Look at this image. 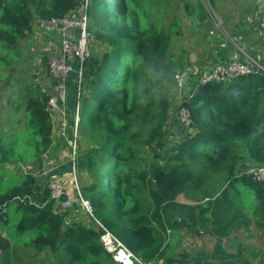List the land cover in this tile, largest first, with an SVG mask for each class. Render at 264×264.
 <instances>
[{"label": "trees", "instance_id": "16d2710c", "mask_svg": "<svg viewBox=\"0 0 264 264\" xmlns=\"http://www.w3.org/2000/svg\"><path fill=\"white\" fill-rule=\"evenodd\" d=\"M82 1L0 0V80L12 56L20 57L18 48L34 19L63 16ZM165 2L89 0V19L96 25L89 28L91 40L108 50L93 73L85 70L83 76L79 123L89 126L93 144L85 159L90 181L81 187L82 197L94 218L145 263L174 260L165 253L168 232L189 224L185 217L167 219L163 205L182 198L197 203L195 217L215 239L213 258L253 264L242 250L225 251L222 241L247 229L250 214L264 212V179L237 170L242 161L264 164V71L254 67L229 81L195 84L182 100L189 111L186 136L167 142L163 126L177 69L168 53L175 26L165 25ZM182 5L195 24L207 16L200 0H182ZM22 105L26 126L0 137V163L41 164L53 144L49 95L29 90ZM134 115L149 127L133 131ZM100 154L108 160L95 171ZM2 168L0 264H44L41 256L51 253L87 264H97L101 255L111 259L100 241L101 225L94 219L93 225L66 222L68 208L57 210L36 170L16 175Z\"/></svg>", "mask_w": 264, "mask_h": 264}, {"label": "rangeland", "instance_id": "374dc122", "mask_svg": "<svg viewBox=\"0 0 264 264\" xmlns=\"http://www.w3.org/2000/svg\"><path fill=\"white\" fill-rule=\"evenodd\" d=\"M200 1L207 16L198 24H195L193 15L186 13L182 0H166L164 5L166 8L165 25L168 22V26L171 24L175 26L171 33L168 53L172 55L177 69L176 76H181L183 79L182 85L178 86L175 83L169 93V119L163 126V129L167 130V135H165L167 142L179 141L186 136L188 124L181 121L179 110L186 93L198 84L204 65L232 58L248 63L251 62V58H257L261 65L264 64V30L258 29L256 21L257 13L260 14L264 9V0ZM36 19L33 20L31 31L21 40L18 48L20 57L16 59L12 56L5 68L6 76L0 80V137L10 132H19L26 126V114L22 103L27 91H34L37 88L41 92L44 90L50 95L49 97L55 92L48 73V59L57 53L54 52L57 41L51 37L52 32L45 33L37 30ZM91 22L90 20L89 28L93 30L96 25L92 26ZM88 45L91 55L85 62L84 72L86 70L87 73L88 71L93 73L102 54L108 50V46L96 39L91 40ZM83 76L80 87L77 84L76 75L75 77L69 76L66 87H64L65 106L59 113H51L53 144L42 154L41 164L38 160L24 162L12 159L0 163V172L4 169L2 167L8 168L16 175H21L23 171L36 170L34 173L38 176V182L41 185L48 184L51 180L60 179L65 182L70 180L74 189L73 193L82 195L81 187L88 185L90 181L85 159L93 144L88 137L89 126L79 123L81 99L86 89H83L85 79ZM138 102L141 103V101ZM146 126L149 127L139 115H134L133 131L146 130L144 128ZM96 158L97 163L93 168L95 171L102 170L106 166L107 156L100 154ZM250 164L242 161L237 170L243 171L246 166L250 167ZM249 198L250 196L247 197L248 200ZM182 200L178 198L176 201L163 205V215L167 219L185 217L189 224L180 230L168 232L166 256L174 258L170 264H192L195 260L201 259L205 261L211 240L195 217L197 203ZM104 213L105 215L110 214L109 209H106ZM92 219L84 209L80 212L74 208L67 210L66 222L78 220L93 225L95 222ZM61 255L51 253L46 256L42 255L41 259L44 264H49L50 259L53 260V264H87L77 258L71 260L65 253ZM97 264L115 263L101 255ZM148 264L169 263L153 261Z\"/></svg>", "mask_w": 264, "mask_h": 264}, {"label": "built area", "instance_id": "2783aa9c", "mask_svg": "<svg viewBox=\"0 0 264 264\" xmlns=\"http://www.w3.org/2000/svg\"><path fill=\"white\" fill-rule=\"evenodd\" d=\"M89 0H83L74 9H71L66 14L60 17L36 19V28L45 33L52 32L53 38L57 41L55 55L48 59V73L51 79L54 95L49 97L50 113H59L65 106V89L71 73H75L77 84L80 87V81L83 76L85 62L91 55L89 43H91V32L89 30V15H88ZM256 21L258 29L264 30V9L260 14L257 13ZM254 66L238 58L230 60H217L203 66L200 73V83H206L211 80L229 81L237 76L248 74L253 71ZM178 86H181L183 79L181 76H176ZM44 91V90H43ZM49 95V94H48ZM50 96V95H49ZM179 117L182 122L189 125V111L181 105ZM245 173L251 175L257 180L264 179V164L250 166ZM50 195L54 199L58 208L73 207L77 204L87 211V213L99 224L100 222L94 218L92 206L88 200L82 195L74 193L71 196L65 185L60 180H51L48 183ZM104 233L100 236L104 248L110 253L111 259L116 264H148L143 262L139 257L135 256L130 249L113 233L101 225Z\"/></svg>", "mask_w": 264, "mask_h": 264}, {"label": "crops", "instance_id": "0c3cea01", "mask_svg": "<svg viewBox=\"0 0 264 264\" xmlns=\"http://www.w3.org/2000/svg\"><path fill=\"white\" fill-rule=\"evenodd\" d=\"M255 60H257V58ZM70 182V180L68 182L62 180V183L65 185V188L67 189L68 193L74 197L73 185ZM71 208H74L76 209V211L79 212L82 209L80 205L78 207L77 204H74ZM256 215L257 217H255L253 214H250V224L247 229L240 230L239 232L231 235L230 237L224 238L222 241V247L227 252H236L237 250H242L243 253L246 254V256L251 260V262H253V264H264V212L257 211ZM257 219H263V221L258 222ZM207 236L211 240L207 259L205 261H202V259L195 260V262H192V264H223V261L219 258H213L212 253L214 250L215 239L209 236L208 234ZM253 252H256V255L253 256L251 254Z\"/></svg>", "mask_w": 264, "mask_h": 264}, {"label": "water", "instance_id": "95a60500", "mask_svg": "<svg viewBox=\"0 0 264 264\" xmlns=\"http://www.w3.org/2000/svg\"><path fill=\"white\" fill-rule=\"evenodd\" d=\"M251 64L257 67H260L264 71V66L261 65L257 60L251 58Z\"/></svg>", "mask_w": 264, "mask_h": 264}]
</instances>
